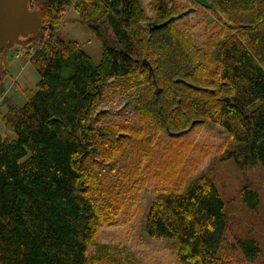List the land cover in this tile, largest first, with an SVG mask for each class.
Masks as SVG:
<instances>
[{
  "label": "trees",
  "instance_id": "16d2710c",
  "mask_svg": "<svg viewBox=\"0 0 264 264\" xmlns=\"http://www.w3.org/2000/svg\"><path fill=\"white\" fill-rule=\"evenodd\" d=\"M84 1L103 8L94 22L78 9L79 0L72 5L100 41L98 63L78 42L56 35L70 0H31L42 26L0 48V82L7 73L4 54L14 45L26 52L39 47L30 62L40 77L36 89H26L24 104L11 106L3 118L10 134L0 135V264H125L103 246L89 253L107 220V204L118 200L112 196L116 189L107 191L94 176L95 160L104 145L111 154L126 141L118 128L96 124L94 107L109 79L122 89L143 85L138 111L149 122L135 129L127 145L135 159L124 167L125 175L140 179L129 184L127 203L137 206L139 189L166 155L186 161L192 147L199 151L193 160L198 164L210 152L213 144L188 135L199 126L219 127L224 137L219 161L232 160L238 169L264 168V0H240L248 3L246 22L230 24L235 34L220 31V39H209L204 48L187 27L169 28L184 16L149 31L147 22L177 14L168 0H153L148 18L139 0ZM207 1L224 13L239 4ZM159 185L144 230L151 238L173 241L179 264H254L259 245L252 236L231 235L224 201L210 177ZM242 200L250 208L257 205L256 193L246 187Z\"/></svg>",
  "mask_w": 264,
  "mask_h": 264
},
{
  "label": "rangeland",
  "instance_id": "374dc122",
  "mask_svg": "<svg viewBox=\"0 0 264 264\" xmlns=\"http://www.w3.org/2000/svg\"><path fill=\"white\" fill-rule=\"evenodd\" d=\"M74 1L71 4L74 5L77 2V0ZM139 1L144 14L147 18L151 17L150 7L153 0ZM168 1L175 7L174 13L188 7H195V11L174 21L169 28L182 30L183 27H187L188 35L200 48H204L209 39L217 42L220 39V31L235 34V29L230 28V24L246 22L243 14L246 13L244 10L248 7V3H241L240 0L237 7L228 13H224L219 4L214 8H206L193 0ZM79 3L78 9L87 11L89 20L97 21V15L103 8L84 0H79ZM80 20L78 11H74L72 7L70 9L66 7L63 11V19L55 30L56 35L64 41L78 42L82 51L96 64L102 53L100 41L90 31L88 25ZM18 47L14 45L4 54L6 56L4 67L7 73L2 76L0 82V135L2 136L6 133L10 134L4 130V115L11 106L24 104L26 89H36L40 78L33 63L28 60L29 51L26 52L20 48L23 52L20 62L19 58L12 55ZM155 59L154 57L151 61ZM109 80L94 107L98 112V115H95L96 124L102 127L118 128L115 130L126 134L124 137L126 141L120 148L115 147L111 154L105 152L107 147L104 145L101 154L95 160L94 176L100 181L102 187L106 186L107 191L112 187L115 188V194L113 192L112 196H117L118 200L107 204L110 207L106 215L107 220L98 228L97 235L89 246V253L96 254L99 247L103 246L112 255L117 254L120 259L123 258L125 264H179L174 256L173 241L151 238L146 234L145 216L157 193L162 191L159 184L169 185L172 180H179L180 184L185 185L192 182L198 175L205 174L214 181L224 201L229 223L228 230L231 235L240 238L252 236L261 249L254 264H264V168L257 165L238 169L232 160L219 161V154L224 146V137L218 132L219 127L207 124L189 132L188 135H193L195 142L214 145L198 164H194L193 160L199 151L193 153L192 147L188 151L186 161H182L180 157L177 159L167 155L163 158L164 152L159 148V157L163 159L160 160L158 169L150 171L154 175L149 177V180L139 189L137 206L127 203L131 195L129 184L140 181L137 179L139 175H135L137 177L125 175L124 167L135 159V153L127 145L130 138H134L135 129L148 127L149 122L143 119L138 111L142 98L139 89L142 90L143 85L122 89L116 79ZM200 84L207 88L211 86L207 81H202ZM161 139L167 141L168 137L163 135ZM169 159H172V162ZM245 187L257 195L255 208L248 207L242 200ZM175 188L179 189L178 186Z\"/></svg>",
  "mask_w": 264,
  "mask_h": 264
},
{
  "label": "water",
  "instance_id": "95a60500",
  "mask_svg": "<svg viewBox=\"0 0 264 264\" xmlns=\"http://www.w3.org/2000/svg\"><path fill=\"white\" fill-rule=\"evenodd\" d=\"M31 0H0V48H5L9 43H14L19 37H27L35 34L42 26L41 19L37 11L31 9ZM196 3L206 7L213 8L214 4L207 0H193ZM123 3H128L129 0H122ZM195 11L194 7H188L174 16L167 18L159 23L147 24L149 31L161 29L166 26L171 20L181 18L190 12ZM142 63L150 69L149 62L145 59ZM176 80H180L177 78ZM159 88H156L158 90ZM157 91H154L156 94ZM103 112V111H102ZM81 189L84 183L80 182Z\"/></svg>",
  "mask_w": 264,
  "mask_h": 264
},
{
  "label": "built area",
  "instance_id": "2783aa9c",
  "mask_svg": "<svg viewBox=\"0 0 264 264\" xmlns=\"http://www.w3.org/2000/svg\"><path fill=\"white\" fill-rule=\"evenodd\" d=\"M74 3L75 1L74 0H70V3ZM72 5L73 4H71V5H69L67 8H71L72 7ZM66 8V7H65ZM38 50V48H34V47H29V49H28V55H29V59L28 60H30V57L36 52ZM23 52H22V50L20 49V47H18L17 49H16V51H15V53L14 54H12L13 56H16V57H19L21 54H22ZM27 60V61H28ZM103 111V110H102ZM104 112V111H103ZM95 115H98V112L96 111V114Z\"/></svg>",
  "mask_w": 264,
  "mask_h": 264
},
{
  "label": "crops",
  "instance_id": "0c3cea01",
  "mask_svg": "<svg viewBox=\"0 0 264 264\" xmlns=\"http://www.w3.org/2000/svg\"><path fill=\"white\" fill-rule=\"evenodd\" d=\"M14 51H15V50H14ZM12 54H13V53H12ZM21 57H22L21 55H20L19 57H17V58H19V60H18L19 62H20V58H21ZM24 57H25V56H24Z\"/></svg>",
  "mask_w": 264,
  "mask_h": 264
},
{
  "label": "bare ground",
  "instance_id": "6f19581e",
  "mask_svg": "<svg viewBox=\"0 0 264 264\" xmlns=\"http://www.w3.org/2000/svg\"><path fill=\"white\" fill-rule=\"evenodd\" d=\"M99 126V125H98Z\"/></svg>",
  "mask_w": 264,
  "mask_h": 264
}]
</instances>
